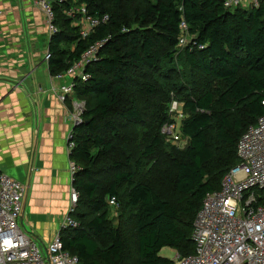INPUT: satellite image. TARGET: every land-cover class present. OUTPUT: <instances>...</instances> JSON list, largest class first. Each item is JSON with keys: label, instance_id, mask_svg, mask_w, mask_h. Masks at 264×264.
<instances>
[{"label": "trees", "instance_id": "1", "mask_svg": "<svg viewBox=\"0 0 264 264\" xmlns=\"http://www.w3.org/2000/svg\"><path fill=\"white\" fill-rule=\"evenodd\" d=\"M50 1L58 28L49 46L52 75L67 71L91 45L105 42L97 61L86 69L89 79L75 87V96L85 102L82 121L72 129L69 153L77 167L72 187L79 202L71 218L78 226L61 231L64 249L78 256L80 264H175L161 251L171 248L181 257L195 253L193 226L206 195L220 190L224 176L239 163L241 136L264 117V0L258 7L233 10L223 0H143L131 8L129 3L137 0ZM81 6L92 16H109L86 38L81 16L66 14ZM183 35L191 39L180 51ZM176 58L189 72L211 77L225 88L184 100L189 116L181 133L188 147L182 156L169 151L170 183L181 196L174 203L143 177L162 140L155 138L137 161L132 154L122 157L116 121L143 124L140 98L159 96L151 72L162 62L174 65ZM135 70L143 71L146 80L133 81ZM233 110L237 114L230 120L224 111ZM161 111H155L160 129L170 119ZM106 170L113 172L112 182L102 189L97 176ZM123 185L124 196L119 192ZM113 197L124 219L122 230L110 224ZM125 235L133 244L134 263L125 260Z\"/></svg>", "mask_w": 264, "mask_h": 264}, {"label": "built area", "instance_id": "2", "mask_svg": "<svg viewBox=\"0 0 264 264\" xmlns=\"http://www.w3.org/2000/svg\"><path fill=\"white\" fill-rule=\"evenodd\" d=\"M64 0H60L63 2ZM46 17L50 36L58 32L55 24V12L50 0H35ZM227 9L260 6V0H223ZM67 16H81V31L86 38L95 28L109 21V16H92L85 6L72 8ZM3 12L0 11V18ZM186 30V25H183ZM183 35L180 46L184 44ZM105 42L91 45L67 71L54 76L63 81L57 97L65 104L75 95L78 81H86L89 74L86 67L97 61L100 47ZM187 45V44H186ZM51 59L50 52L46 60ZM71 127L82 121L85 102L71 101ZM172 110L170 121L163 126V134L179 141L180 135ZM71 128V129H72ZM69 150L72 131L69 134ZM239 163L223 178L220 190L206 195L202 208L193 226L192 240L195 253L181 257L176 255L175 264H264V117L258 119L241 136L237 145ZM70 175L73 177L77 167L70 162ZM27 193L25 184L0 174V264H80L79 257L64 249L60 233L43 251L38 243L25 232L19 221L24 210ZM79 202V193L71 189L70 208L63 221L62 230L77 227L71 218ZM110 206H118L115 197L109 200Z\"/></svg>", "mask_w": 264, "mask_h": 264}, {"label": "crops", "instance_id": "3", "mask_svg": "<svg viewBox=\"0 0 264 264\" xmlns=\"http://www.w3.org/2000/svg\"><path fill=\"white\" fill-rule=\"evenodd\" d=\"M0 11V174L26 185L19 224L45 251L70 208V112L46 60L43 11L35 0H0Z\"/></svg>", "mask_w": 264, "mask_h": 264}, {"label": "rangeland", "instance_id": "4", "mask_svg": "<svg viewBox=\"0 0 264 264\" xmlns=\"http://www.w3.org/2000/svg\"><path fill=\"white\" fill-rule=\"evenodd\" d=\"M143 0H137L136 2L129 3V7L136 4H142ZM81 23V21H80ZM191 37L186 35L183 37L185 41L183 45H179L180 51L184 49L186 44L189 42ZM94 63V62H93ZM92 64V63H91ZM90 64V65H91ZM88 65V67L90 66ZM87 69V67H86ZM143 71H147L143 70ZM143 71L135 70L130 75V78L133 81H145L147 75L142 73ZM87 73V72H86ZM88 74V73H87ZM153 76L154 84L157 87V91L159 90V96L157 99H148V98H140V106L143 109V124L141 125H133L129 122H126L123 119H118L116 124L118 126V130L121 134V141L117 142L118 149H121L120 155L123 157L128 154L133 155V161L139 160L141 158L142 152L145 151L147 146H150L155 138H160L162 140V146L157 149L156 155L152 159V162L143 169V177L151 182H153L154 189L165 199H168L174 203L180 200L181 196L176 194L171 186L172 175L169 166L172 168V159L169 156V151L174 150L175 156H182L184 150L188 147L187 139H184L181 133L182 124L185 119L189 116L188 112L185 109L184 100L185 99H196L199 96L207 93L213 92L216 94L218 91H223L225 86L220 82L214 80L211 77L202 75L197 72H189L184 66V63L181 59L176 58L174 65H171L168 62H162L158 68L154 69L151 72ZM90 75V74H89ZM131 91V90H130ZM76 92V91H75ZM76 95V93H75ZM73 95L67 103L64 105L67 107L68 111L71 112L73 109L72 103L77 102V100L82 101V99ZM127 103V102H125ZM163 110L162 113H167L170 117L172 110L176 111L175 118L177 123L178 132L180 135L179 141H173L170 138H167L162 132L163 127L160 129L159 127V117L160 113L157 112L155 115V111ZM152 111V114H147ZM227 118L232 120L235 118L237 112L233 111H224ZM164 116V115H163ZM171 119V118H170ZM170 119L167 121L169 122ZM166 122V123H167ZM71 123V122H70ZM165 125V124H164ZM163 125V126H164ZM75 127V126H74ZM73 127V128H74ZM72 128V127H71ZM70 128L69 134H71L72 129ZM215 129L211 130V134L214 135ZM70 135H68V138ZM70 139L67 140L69 150ZM211 145L215 148V141L211 139ZM144 160V159H143ZM149 160V159H148ZM145 161V160H144ZM69 174L70 172V164H69ZM113 174L112 171L106 170L97 176L99 180V185L102 189H107L111 182ZM71 185L72 179L71 175H69ZM222 177L220 178L221 181ZM71 189V188H70ZM127 190V186L123 185L119 188V192L122 196H124L125 191ZM71 193V191H70ZM116 206H112L110 208V224L115 228L124 229V219L121 218L120 212L117 210ZM121 220V221H120ZM128 237L130 236L131 228L128 230ZM125 237H127L125 235ZM129 239L126 240V258L129 263L135 262V256L133 251L132 241ZM102 242V241H101ZM105 244V242H103ZM128 244H130V248H128ZM160 255L165 258H169L174 261L176 259L177 252H175L171 248H164ZM126 263V261H125Z\"/></svg>", "mask_w": 264, "mask_h": 264}]
</instances>
